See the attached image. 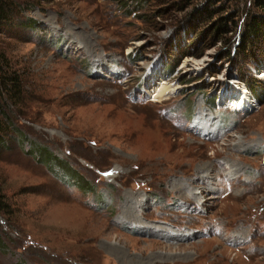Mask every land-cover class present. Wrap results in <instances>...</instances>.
Masks as SVG:
<instances>
[{
	"label": "rangeland",
	"instance_id": "374dc122",
	"mask_svg": "<svg viewBox=\"0 0 264 264\" xmlns=\"http://www.w3.org/2000/svg\"><path fill=\"white\" fill-rule=\"evenodd\" d=\"M8 2L1 67L22 87L7 112L46 148L7 127L0 264H264V35L238 44L249 0L220 36L202 0Z\"/></svg>",
	"mask_w": 264,
	"mask_h": 264
},
{
	"label": "trees",
	"instance_id": "16d2710c",
	"mask_svg": "<svg viewBox=\"0 0 264 264\" xmlns=\"http://www.w3.org/2000/svg\"><path fill=\"white\" fill-rule=\"evenodd\" d=\"M232 2L235 3V6H232L231 10L227 12L226 15L222 14L227 11L228 5ZM240 2L241 0H202L201 6L198 9L200 14L208 17L219 14L218 18L213 23L211 34L218 33V36H220L221 34L232 32V30L235 29L237 26L235 17L239 14L238 12L241 7L239 4ZM242 8L246 10V16L242 23V38H240L238 44L240 43L242 46H247V44L251 43V40L264 35V0H249V4L247 5V2H244ZM13 10L8 0H0V27L10 22V16ZM30 22L31 20L29 24ZM231 45L234 46V44ZM255 58H257V56H255L254 59ZM2 61L3 57L0 56V150L4 149L5 145H8L6 130L7 127H11L16 133V138L14 139L17 142L21 143L27 139V142L31 143L33 148H39V151H42L46 147H43L36 140L27 138V136L14 125L7 112L8 104L5 98H10L14 103L19 102L21 99L20 93L22 84L18 75L2 70ZM253 81L260 82L261 79L254 77ZM246 84L248 85L247 88L251 89L250 84ZM4 92L7 96L3 95ZM80 179L83 182L85 180L82 176ZM1 243L2 246L5 245L0 237V244Z\"/></svg>",
	"mask_w": 264,
	"mask_h": 264
},
{
	"label": "bare ground",
	"instance_id": "6f19581e",
	"mask_svg": "<svg viewBox=\"0 0 264 264\" xmlns=\"http://www.w3.org/2000/svg\"><path fill=\"white\" fill-rule=\"evenodd\" d=\"M167 89L165 88V87H163L160 91H159V94H156L155 95V98L156 99H159V100H163V99H165V96H166V94H168V92H170V91H166ZM158 93V92H157ZM245 98H246V96H245ZM247 100V99H246ZM248 100H249V98H248ZM249 102V101H248ZM132 212V211H131ZM130 214V213H129ZM128 216V215H127Z\"/></svg>",
	"mask_w": 264,
	"mask_h": 264
}]
</instances>
